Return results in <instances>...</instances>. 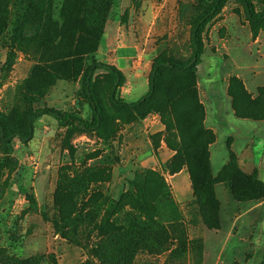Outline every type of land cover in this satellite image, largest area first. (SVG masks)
Segmentation results:
<instances>
[{
  "label": "rangeland",
  "instance_id": "rangeland-1",
  "mask_svg": "<svg viewBox=\"0 0 264 264\" xmlns=\"http://www.w3.org/2000/svg\"><path fill=\"white\" fill-rule=\"evenodd\" d=\"M213 2L114 0L92 52L84 13L91 1L0 0V115L8 132L25 133L30 116L45 108L90 122L84 79L93 63L110 65L115 58L114 51L104 55L108 39L114 50L130 49L119 55L132 59L122 65L127 70L120 72L116 98L137 102L147 94L157 63L190 61L193 26ZM251 2L257 14L264 12V0ZM201 41L196 70L162 69L144 108L114 107L112 77L96 70L93 91L104 113L99 133L44 116L27 144H6L0 137V259L54 255L58 264H87L78 244L88 246L95 223L85 217H100L104 199L118 201L137 175L150 171L166 185L195 245L174 259L169 252L139 251L132 264H264V199L243 194L246 178L257 174L246 149L255 144L264 150V22L251 23L239 0H226L205 24ZM194 152L208 161L216 180L215 229L203 225L194 198L187 169ZM194 158L191 165L198 163ZM182 170L188 185L172 180ZM145 191L164 215L174 211L153 184ZM61 211L81 217L65 227L87 234L64 239L54 224Z\"/></svg>",
  "mask_w": 264,
  "mask_h": 264
},
{
  "label": "trees",
  "instance_id": "trees-1",
  "mask_svg": "<svg viewBox=\"0 0 264 264\" xmlns=\"http://www.w3.org/2000/svg\"><path fill=\"white\" fill-rule=\"evenodd\" d=\"M84 13L88 18L87 27L89 29L88 39L90 46L93 44L95 52L100 41L102 30L100 27L105 22L109 8L114 0H86ZM226 0H214L212 6L203 13L193 26L190 40L192 45V56L189 62L185 64H176L172 61L157 63L149 77V90L145 96L135 103H123L117 100L118 90L122 85V74L113 66L102 63H93L88 68L84 79V91L88 101L92 120L90 122L81 121L72 115L60 111L45 108L35 111L27 122L25 133L8 132L5 120L0 115V137L4 143H10L17 139L22 144H27L33 139L34 124L44 116L53 117L64 127L72 128L81 132L99 133L104 125V113L99 105L93 91V76L96 70L104 69L113 80L110 93V102L114 107L136 110L144 108L154 97L156 93V82L162 69H168L178 72H194L201 62L203 46L201 41V32L205 24L222 9ZM245 9L249 21L253 24L264 22V12L257 14L254 11L251 0H239ZM98 34V37L95 35ZM195 156V158H194ZM197 159L198 163L191 165V159ZM187 169L192 182V189L197 206L199 207L203 225L207 229H215L212 222L217 220L218 203L213 192V186L216 180L212 176L211 168L206 159L201 157L200 153H191L188 155ZM131 184V189L121 195L118 201L104 199V211L102 214L91 213L85 218L89 219V224L95 223L91 231L87 234L85 231H79L78 228H67L65 222L74 223L81 217H68L64 212H59L54 222L57 232L67 240L76 239L79 234L89 235L88 246L80 245L86 251L87 264H132V256L139 251H146L151 254L159 255L164 252L170 253V259L174 256L180 257L185 254L189 248L195 245V241H190L182 229L183 222L174 204L169 201L170 195L168 189L162 180L153 172H144L136 176ZM247 179L248 188L243 194L248 192L254 194L253 200L264 199V183L257 178L254 172ZM153 184L159 190L160 201L166 202L171 209H174L169 216L164 215L146 195L145 188ZM144 189H143V188ZM261 193L260 196H257ZM95 213V212H94ZM93 239V241H91ZM0 264H58L54 255L42 256L38 258L16 259L4 257L0 259Z\"/></svg>",
  "mask_w": 264,
  "mask_h": 264
},
{
  "label": "crops",
  "instance_id": "crops-1",
  "mask_svg": "<svg viewBox=\"0 0 264 264\" xmlns=\"http://www.w3.org/2000/svg\"><path fill=\"white\" fill-rule=\"evenodd\" d=\"M127 50H130V49H128L126 47H121V46H118L116 48V50H114L112 47V40L108 39V41L106 42V51L104 52V55L108 56V55L112 54L113 51L115 52V54H113V55H115V58H112V56H111L112 61H111L109 66L115 67L119 72H122V73L125 70H127V68H125V67H127L128 64L130 65L129 60L131 59V57L119 55L121 51H127ZM122 65L123 66L125 65V67H123ZM246 151H248L250 153V158L247 161L251 162L252 168L257 171L259 179L264 183V150L257 147L255 144H249ZM242 164L245 166L247 164V162L242 161ZM180 178H182V180H180V181H182V183H186L187 185L189 184L188 175L185 172V170H182L180 173L174 175L172 177V180H175V181L178 180L179 181ZM236 180H238V179H236ZM262 204H264V202H262Z\"/></svg>",
  "mask_w": 264,
  "mask_h": 264
}]
</instances>
